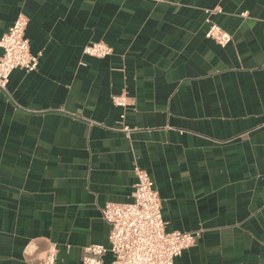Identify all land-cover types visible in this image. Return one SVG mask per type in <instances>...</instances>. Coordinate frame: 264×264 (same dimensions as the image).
<instances>
[{"label":"crops","instance_id":"obj_1","mask_svg":"<svg viewBox=\"0 0 264 264\" xmlns=\"http://www.w3.org/2000/svg\"><path fill=\"white\" fill-rule=\"evenodd\" d=\"M19 14L38 66L0 91V264L108 249L135 168L165 230L199 234L174 264H264V0H0V38Z\"/></svg>","mask_w":264,"mask_h":264},{"label":"built area","instance_id":"obj_2","mask_svg":"<svg viewBox=\"0 0 264 264\" xmlns=\"http://www.w3.org/2000/svg\"><path fill=\"white\" fill-rule=\"evenodd\" d=\"M217 11V10H214ZM212 13V12H211ZM205 37L224 48L232 37L210 19ZM28 19L19 14L7 32L0 38V91L5 92L9 77L14 70L34 72L38 56L30 52L25 30ZM83 54L103 59L112 54V49L102 43H93L83 49ZM128 99L124 94L112 97L117 107L126 108ZM124 119V115H122ZM126 135L130 129L123 126ZM135 184L132 201L127 204L106 203L101 214L109 226V248L90 245L83 250L82 264H103L106 252L112 254L111 264H174L183 251L196 246L198 233L167 232L162 219L160 198L150 176L144 170L135 168ZM57 249L50 245L37 264H59Z\"/></svg>","mask_w":264,"mask_h":264}]
</instances>
